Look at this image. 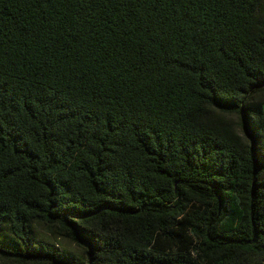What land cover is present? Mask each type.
<instances>
[{"label": "trees", "instance_id": "16d2710c", "mask_svg": "<svg viewBox=\"0 0 264 264\" xmlns=\"http://www.w3.org/2000/svg\"><path fill=\"white\" fill-rule=\"evenodd\" d=\"M0 264H264V0H0Z\"/></svg>", "mask_w": 264, "mask_h": 264}, {"label": "rangeland", "instance_id": "374dc122", "mask_svg": "<svg viewBox=\"0 0 264 264\" xmlns=\"http://www.w3.org/2000/svg\"><path fill=\"white\" fill-rule=\"evenodd\" d=\"M62 245L64 246H67V247H69V249H72V250H77L76 248V246L74 245V244H71V243H68V242H66V241H62Z\"/></svg>", "mask_w": 264, "mask_h": 264}]
</instances>
